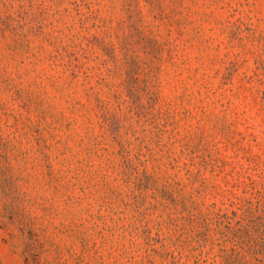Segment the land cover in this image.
Here are the masks:
<instances>
[{
  "label": "rangeland",
  "instance_id": "obj_1",
  "mask_svg": "<svg viewBox=\"0 0 264 264\" xmlns=\"http://www.w3.org/2000/svg\"><path fill=\"white\" fill-rule=\"evenodd\" d=\"M0 264H264V0H0Z\"/></svg>",
  "mask_w": 264,
  "mask_h": 264
}]
</instances>
